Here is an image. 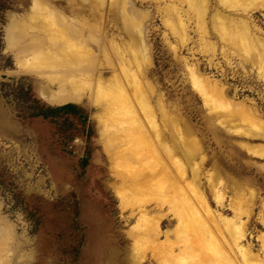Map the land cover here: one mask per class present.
<instances>
[{
	"label": "rangeland",
	"instance_id": "374dc122",
	"mask_svg": "<svg viewBox=\"0 0 264 264\" xmlns=\"http://www.w3.org/2000/svg\"><path fill=\"white\" fill-rule=\"evenodd\" d=\"M44 1L36 6L45 8ZM88 1L77 0L76 4L87 10L80 18L96 29L93 14L86 15L91 12ZM149 1L151 6L136 2L133 9L136 14L138 11L136 21L143 26L140 42L145 52H140V58L146 68L141 81L143 87L154 89L152 104L160 128L167 118L178 124V130L182 124L188 126L200 149L189 166L201 164L200 182L208 197L209 174L218 176L227 202L237 190L253 196L246 241L254 254L264 255V243L259 240L264 236V140L245 138L240 133L245 125L231 117L246 109L255 123L264 125V66L256 62V57L264 58V10L239 19L248 23L243 32L254 40L243 49L236 38L242 29L237 23L240 13L218 0H206L204 5L197 0L198 11L189 14L185 43L176 42L163 14L155 9L173 4L145 0ZM31 2L0 0V264H160L150 257L144 263H134L129 257L132 241L128 231L138 215L121 210L116 195L125 183L114 173L105 147L108 128L98 126L99 113L108 115L110 111L71 104L76 106L74 114L36 116L43 105L50 106L37 94L38 78L33 72L42 70L40 61L20 65L16 58V49L27 42L29 27L41 19V10L32 9ZM68 2L46 1L50 3L47 6L69 17ZM117 3L105 0L103 6L106 10ZM175 5L187 9L186 4ZM105 15L103 11L106 37L115 43L124 38L128 43L121 19L114 21ZM92 49L98 54L96 46ZM191 69L216 92L223 90L228 105L223 103L217 109L206 105L192 86ZM245 146L260 153L253 155ZM176 158L181 159L179 154ZM167 209L152 214L163 216V232L174 231L176 226Z\"/></svg>",
	"mask_w": 264,
	"mask_h": 264
},
{
	"label": "bare ground",
	"instance_id": "6f19581e",
	"mask_svg": "<svg viewBox=\"0 0 264 264\" xmlns=\"http://www.w3.org/2000/svg\"><path fill=\"white\" fill-rule=\"evenodd\" d=\"M38 1L43 4L44 0H32V9ZM46 1L45 8L36 6V10H41V19H38L39 23L35 22L36 16L30 19L35 24L25 35L27 42L16 49L17 64L40 61L42 70L33 73L38 78L37 94L45 103L52 106L87 104L95 110L110 111L108 115L99 113L101 120L98 118V126L101 130L108 128L105 147L112 158L114 173L125 183L116 191L120 208L138 215L128 231L132 241L131 262L144 263L150 257L160 264H264V255L254 254L246 241L253 196L237 190L234 199L227 202L218 176L209 174L206 181L210 191L208 197L200 182L201 164L194 162L192 168L189 166L198 157L200 149L198 142L190 137L188 126L182 124L178 130V124L167 118L166 125L160 128L156 108L152 104L154 89L143 87L141 81L146 68L140 58V52H145L140 42L143 26L140 20L136 21L139 15L133 9L136 2L140 6H151L152 2L117 0L114 8L108 5L105 10V0H90L87 3L91 12L86 15L93 14L95 29L88 20L80 18L87 10L76 4L77 0H68L69 17L54 10L52 5L47 6L50 3ZM161 1L173 5L155 9L163 14V22L178 39L176 42L185 43L188 40L189 14L191 11L196 13V5H204L206 0H199L202 4L197 0ZM218 1L240 13L237 23L242 29L236 38L245 49L254 40L243 32L247 30L248 23L239 19L244 18V14L264 10V0ZM154 2L159 4L157 0ZM175 3L186 4L187 9ZM103 11L105 17L112 16L114 21L121 19V30L128 43L123 41L124 38L121 43H115L106 37ZM144 17L145 14L141 19ZM200 22L198 29L201 28ZM236 43L232 38V44ZM92 46H96L100 53L96 54ZM256 62L264 66L263 57H256ZM107 73L108 76H104ZM190 75L192 86L206 105H211L212 109L220 108L223 103L228 105L223 90L216 92L210 88L194 69L190 70ZM231 117L245 125L240 130L245 138L264 140V125L259 121L255 123L249 110L236 111ZM111 124L115 125L114 128H110ZM173 127L177 130L174 131ZM245 147L253 155L260 153L255 147ZM176 154L181 159L176 158ZM189 168L190 179L187 175ZM165 207L168 208L166 214L176 222L174 231L163 232V216L152 215L156 209ZM261 222L264 226V216ZM259 240L264 243V236Z\"/></svg>",
	"mask_w": 264,
	"mask_h": 264
},
{
	"label": "trees",
	"instance_id": "16d2710c",
	"mask_svg": "<svg viewBox=\"0 0 264 264\" xmlns=\"http://www.w3.org/2000/svg\"><path fill=\"white\" fill-rule=\"evenodd\" d=\"M50 106H44L43 105V109L38 111V113H36V116H41L43 118H48V117H51L53 115L74 114L76 112L75 111L76 110V106L71 105V104H66V105H62V106H58V107H50Z\"/></svg>",
	"mask_w": 264,
	"mask_h": 264
}]
</instances>
